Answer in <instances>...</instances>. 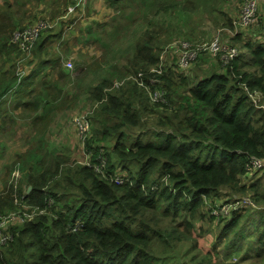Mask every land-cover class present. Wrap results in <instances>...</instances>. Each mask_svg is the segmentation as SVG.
Returning a JSON list of instances; mask_svg holds the SVG:
<instances>
[{
	"label": "trees",
	"instance_id": "trees-1",
	"mask_svg": "<svg viewBox=\"0 0 264 264\" xmlns=\"http://www.w3.org/2000/svg\"><path fill=\"white\" fill-rule=\"evenodd\" d=\"M29 2L4 0L2 5L0 0L2 53L18 48L8 44L18 26L23 29L40 18L27 7ZM76 2L70 0L73 5ZM107 2L118 11L113 16L118 22L114 37L128 38L130 26L148 0ZM160 4L186 7L182 0H161ZM120 12L129 15L119 20ZM233 21L229 20L230 28ZM259 25L263 33L253 29L233 35V41H243L246 51L227 62L202 52L211 59L218 57L222 68L212 60L200 73L202 65L196 61L201 54L186 70L175 59L176 68L160 75L156 85L166 91V102H152L146 89L131 80L112 88L118 79L148 72L160 60L157 42L171 40L170 36L161 39L169 27L158 34L149 29L138 38L133 35L135 53L125 68L110 67L87 92L86 99L96 108L84 145L91 163L106 157L105 175L85 163L62 166L63 160L53 162L62 157L47 149L44 135L31 142L19 159L24 162L22 170L28 167L33 172L20 170L17 186L15 179L4 181L0 217L20 208L19 199L44 212L21 225H10L14 239L0 248V264H239L230 259L216 261L218 245L234 250L251 235L253 252L264 264V174L244 181L249 159L264 158V25ZM49 29L39 35L40 48L50 37L47 33L54 32ZM180 38L186 39H176ZM94 65H100L99 61ZM177 75L189 82L183 90H179ZM149 76H145L147 83ZM18 79L13 75L0 80L3 92ZM56 92L48 90L52 96L48 101L57 100ZM149 118L155 120L154 126ZM117 173L124 174L123 182L111 180ZM245 195L258 207L237 209L220 218L213 246L202 247L193 229L198 221L216 219L208 206L222 197L230 201ZM179 212L184 213V220L176 224L171 218ZM77 221L80 228L71 230Z\"/></svg>",
	"mask_w": 264,
	"mask_h": 264
},
{
	"label": "rangeland",
	"instance_id": "rangeland-1",
	"mask_svg": "<svg viewBox=\"0 0 264 264\" xmlns=\"http://www.w3.org/2000/svg\"><path fill=\"white\" fill-rule=\"evenodd\" d=\"M3 1L4 0H1L2 5ZM47 1L48 0H30L28 4L29 9L37 12V18L40 17L38 19L55 22L54 28L51 27V29L57 33V35L50 37L54 38L53 42L48 44V42L45 41L43 47L40 48L38 45L41 43L43 44V41L39 40L41 37L39 36L29 49L22 50L18 44L11 41V37L8 44H16L18 47L10 48L11 50L14 49L16 59L8 68L4 66V70L10 69L15 75H21L28 70V67L33 65V68L36 70L35 79L38 83V94L41 99L45 96L44 92H42L44 84L57 79L53 78L54 71L60 72L61 69L65 68V70L69 71L70 78L61 77L60 84L56 83L45 89L46 93L49 89L55 92L58 88L61 89L59 93L56 92L59 94L57 98L59 102L58 110L63 111L69 109V113H66V124L63 127L65 112H63V115L59 118L60 122L55 123L56 128L54 129L50 128L51 122L56 121L52 119V116L39 118L36 120L35 124L36 140L37 137H42V135L46 136L48 142L46 146L47 149H51L55 156L58 154L62 157L61 159H54L53 162L63 160L62 166L73 165L75 162L82 163L91 157V153L88 152L83 143L84 138L80 135L76 119H78L83 112H88V117L90 118V115L96 108L91 100L86 99V97L88 96L87 92L99 83L102 74L109 73L110 67L120 66L125 68L128 64L130 57L135 53V39L133 35H135V38H138L149 29H152L158 34V32L165 27L170 28L162 32L161 39L163 40L164 36H170L171 40L168 43L164 42L162 44L157 42L158 46L161 47L159 50V57L162 59L166 71L176 68V62L174 61L175 56L171 54L172 46L170 43L178 36L185 37L196 44L203 42L211 44L214 39L220 37V35H222L224 40L229 36V44L236 46L240 50L239 53L246 51L241 47L243 41H233V36H230L229 30H227L230 28L229 20H232L237 15L239 16L243 0H182L185 2L186 7L182 5L162 6L160 4L161 0H148L146 7H140V13L134 21L135 24L130 26L128 38L114 37L117 32L116 26L118 22L113 20V16L118 11L110 6L107 0H77L76 5L71 4L70 0H49V4ZM263 3L264 0L260 3L257 20L250 26L239 29V32L252 33L254 29L256 32L263 33L259 29V24L264 25ZM67 5L68 11L65 10ZM73 7H75V9ZM41 12H43L44 15H42ZM68 12L71 13L69 14ZM67 15H72V17ZM128 15L129 13L122 14L120 12L118 14V19H125ZM62 17H64V19L61 20ZM178 19H181V23L176 24L175 20ZM27 25L28 23H26L24 27ZM89 26L92 27L90 29V31H92L91 33H89ZM18 27L16 30H19ZM201 32L205 33V35L201 36ZM197 33L200 36H196ZM262 37L264 38V35ZM263 38L260 39L263 40ZM244 41L248 40L244 39ZM47 49H49V51ZM69 51H71V53L68 56L67 54ZM74 57L77 58L74 59ZM52 59L56 60L48 62V60ZM212 60L216 61V66L223 67L224 64L222 61H219L220 59L218 57L216 59H211L207 53H201L196 61L197 65H202L198 66L200 73L204 70V67L210 65V61ZM1 61L2 60H0V62ZM97 61H99L100 65H94ZM65 62H71L73 68L71 70L67 69L69 66L65 65ZM4 65H6V63H4ZM195 68L196 67L193 68L191 73H193ZM41 71L43 72L41 73ZM39 72L40 74H38ZM129 76L130 75L127 77ZM127 77L125 79L126 82L130 81ZM177 77V81H179L180 85L179 90H183L184 86L189 84V82L187 79H182V77L179 79L180 76L178 75ZM112 78L115 79L118 77L114 76ZM259 96L260 95H258V97ZM158 115L159 114L156 113L153 117L157 119ZM39 116L41 117L42 114ZM90 120L92 125V119ZM154 122L155 120L148 119V123L152 124V126H154ZM10 125L11 124L4 129H8ZM23 127L22 125V128ZM1 140L0 190L2 189V181H5L6 184L9 178L17 180L18 175H22L21 171L33 172V170H30L28 167L22 170L20 166L24 163L23 159H19V154L16 155L18 151H21L20 154H22L27 146L24 145L23 142L12 144L11 142L5 141L7 139L4 137H2ZM18 160V165L14 167L16 169L11 172L10 169ZM259 173L264 174V172L261 171H259L258 174ZM244 181L247 182L246 179H244ZM219 200L224 202L225 198L222 197V199ZM3 217L4 215L0 218L2 219ZM183 220V212H179L178 215L172 216L171 218V221L176 224ZM218 223L219 219H214L213 222H211L208 218L196 223L193 233L198 238L202 247H207V245L213 246L215 236L218 232ZM252 237L251 235L249 238L239 241L234 250L226 249L223 244L220 243L218 245L220 255L216 261L221 262L230 259L239 264H262L261 260L256 257L253 252Z\"/></svg>",
	"mask_w": 264,
	"mask_h": 264
},
{
	"label": "built area",
	"instance_id": "built-area-1",
	"mask_svg": "<svg viewBox=\"0 0 264 264\" xmlns=\"http://www.w3.org/2000/svg\"><path fill=\"white\" fill-rule=\"evenodd\" d=\"M261 1L262 0H243L239 16L233 21V28L227 29L229 30L228 32L230 33V36L235 35L239 29L246 28L257 20ZM73 8L75 9V7ZM68 13L70 14L71 12ZM54 25V21L38 19L36 22L29 24L23 29L16 30L12 35L11 41L18 44L22 50H27L36 41L37 37H39L43 30L49 29ZM170 44L172 46L171 54L175 56L181 70L188 69L203 51H207L213 56L219 55L224 62L236 57L240 52L236 46L229 44L228 39L224 40L222 35L216 37L211 44L206 42L196 44L182 38L174 39ZM65 65L69 66L70 69L73 68L71 62H65ZM165 72L166 69L164 63L162 59H160L157 64L150 66L148 72L140 71L137 75H130L127 79L144 87L152 102H166V91L156 87L160 81L159 76ZM146 75H150L148 77V83L145 81ZM125 79L126 77L114 81L112 88H119L121 85L125 84ZM80 115L81 116L76 119V124L80 135L84 138V143L85 139L91 133V120L88 117V112H83ZM82 163L92 166L102 176L105 175L106 157L100 158L96 163H91L90 158ZM248 171L246 180L247 182H250L258 175L259 171L264 172V158H250ZM259 174L262 175L263 173ZM123 175L124 174L117 173L111 178V180L121 183L124 180ZM19 178L20 175L17 177L15 186L18 185ZM53 203V199L49 198L48 205L52 206ZM17 204L20 208L5 215L2 219L0 218V248L14 239V234L10 230L11 224L21 225L33 218L34 215L44 212L43 209L26 204L22 199H19ZM246 207H258L257 203L250 195L235 197L230 201L224 202L219 200L218 202L209 205L208 209L210 210V214L214 215L216 219H220L231 215L234 210L244 209ZM80 226L81 223L77 221L71 230L75 231L77 228H80Z\"/></svg>",
	"mask_w": 264,
	"mask_h": 264
},
{
	"label": "crops",
	"instance_id": "crops-1",
	"mask_svg": "<svg viewBox=\"0 0 264 264\" xmlns=\"http://www.w3.org/2000/svg\"><path fill=\"white\" fill-rule=\"evenodd\" d=\"M11 1H14V0H11ZM27 7H29V4H27ZM49 35L50 37L53 35H56V31L48 32L47 36ZM204 35L205 33L201 32V36H204ZM196 36H200V35L197 33ZM50 37L47 40L48 44H50L54 40V38H50ZM229 38L230 37L227 36V38L225 39H229ZM47 50L49 51V49ZM70 53L71 51H69L67 55L69 56ZM76 58L77 57H74V59ZM15 59H16V53L14 49H12L11 51L3 52V53L2 51H0V60H2L0 62V80H4V79L9 80L11 77H13V75H15V73L11 71L10 69L4 70V66L8 68L9 66H11L12 63H14ZM53 60H56V59L48 60V62L53 61ZM214 62L215 61H212L211 64H213ZM4 63H6V65H4ZM47 66H48V63H47ZM33 67L34 66L31 65L30 67H28V70H26L25 73H22L21 75H16V76H19L17 83L11 89H9L6 93L3 92L4 86L0 85V92H1V96H0V140L2 137H4L5 139H7L5 141L11 142L12 144L16 142H23L24 145L27 146L26 150L30 148L29 143L37 141L36 131H35L36 120L42 117L52 116V119L56 121L51 122L50 128L54 129L56 128L55 123L60 122L59 118H61V116L63 115V112H65V117L63 118V120H65V122H63V127H64V125L66 124V120H67L66 113H69V109L59 111L58 110L59 109L58 100H56L55 102L48 101L52 99V96H49L45 92L46 87L54 85L56 83L60 84L61 77L70 78L69 71L65 70L66 68L61 69L60 72L54 71L53 78H57V79L52 82H47L44 84L42 88L43 90L42 92H44L45 96L44 98L41 99L40 95L38 94V83L35 79L36 70ZM42 72L43 71H41V73ZM38 74H40V72ZM40 114H42L41 117L39 116ZM9 124H11L10 127L8 129H4ZM22 125L24 126L23 128H22ZM44 138H45V141L47 142V137L44 136ZM20 153L21 151H18L16 155L18 154L20 155ZM3 183L4 181H2L1 183L2 189H3Z\"/></svg>",
	"mask_w": 264,
	"mask_h": 264
},
{
	"label": "water",
	"instance_id": "water-1",
	"mask_svg": "<svg viewBox=\"0 0 264 264\" xmlns=\"http://www.w3.org/2000/svg\"><path fill=\"white\" fill-rule=\"evenodd\" d=\"M31 189V186L28 187V191Z\"/></svg>",
	"mask_w": 264,
	"mask_h": 264
},
{
	"label": "clouds",
	"instance_id": "clouds-1",
	"mask_svg": "<svg viewBox=\"0 0 264 264\" xmlns=\"http://www.w3.org/2000/svg\"><path fill=\"white\" fill-rule=\"evenodd\" d=\"M70 69V68H69Z\"/></svg>",
	"mask_w": 264,
	"mask_h": 264
}]
</instances>
